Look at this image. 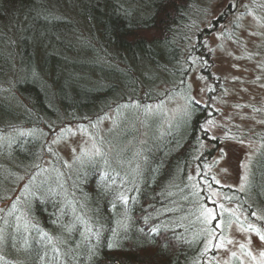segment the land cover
<instances>
[{
  "label": "trees",
  "instance_id": "trees-1",
  "mask_svg": "<svg viewBox=\"0 0 264 264\" xmlns=\"http://www.w3.org/2000/svg\"><path fill=\"white\" fill-rule=\"evenodd\" d=\"M211 1L0 0V203L17 194L12 206L20 208L8 217L0 264H204L207 252L214 254L205 241L210 231L186 214L200 201L188 172L210 154L205 143L218 144L206 137L207 108L194 99L182 127L151 150L140 149L136 126L129 129L120 117L112 128L122 163L93 159L100 163L71 174L72 165L47 143L56 128L95 122L112 103L189 99L192 70L213 65L203 36ZM259 49L264 57V43ZM48 156L52 165L45 170ZM126 165L137 181H129ZM48 172L61 179L59 192L45 181L39 183V190L47 188L43 196L27 195L31 181ZM111 183L118 184L115 191ZM125 183L127 209L111 215V198ZM247 186L242 203L264 214V149ZM78 211H87L94 224Z\"/></svg>",
  "mask_w": 264,
  "mask_h": 264
},
{
  "label": "rangeland",
  "instance_id": "rangeland-1",
  "mask_svg": "<svg viewBox=\"0 0 264 264\" xmlns=\"http://www.w3.org/2000/svg\"><path fill=\"white\" fill-rule=\"evenodd\" d=\"M261 5H264V0H212L209 3L203 36L207 37L205 50L210 52L208 57L213 65L209 71L202 66L192 70L188 78L189 99L178 96L173 101L156 103L143 99L145 104L138 106L134 101L112 103L95 122L72 121L65 128H56L47 139V143L59 154V159L72 165L70 173L79 174V170L93 167L95 163L123 162L122 158L119 160L120 149L117 147L119 133L112 128L119 119L128 121L130 127L136 126L141 150H151L153 142L163 144L164 134L174 133L182 127L186 114L191 113L186 109H189L192 99L206 107V137L217 139L218 144L205 143L210 154L202 156L200 169L192 165L188 172L191 187L204 194L193 221H200L198 226L211 233L205 241L207 245H213L211 251L214 254L207 252L204 264H264V240L248 227L254 225L264 233V214L250 212L247 208L249 213L246 207L230 196L233 191L238 194L245 191L253 163L264 149V57L259 49V45L264 43ZM202 56L205 57V54ZM159 89L165 90L166 87ZM128 151L132 156L137 150L132 144ZM52 159L50 156L46 158L45 170L50 169ZM131 163L136 167L137 158ZM124 169L132 178L130 182L138 180L135 172L129 171L128 165ZM49 174L35 177L27 195L43 196L47 188L39 190V183L45 181L51 182L49 190L52 193L59 192L63 187L60 186L61 179L56 174L57 178L53 174L50 179ZM25 184H28L26 180L23 187ZM116 187L117 183H111V191H115ZM64 191L63 195L67 196ZM213 192L216 194L212 199L217 203H211L207 198ZM68 199L69 195L66 201ZM219 204H223L224 208L221 209ZM9 205L10 202L0 205V214L5 210L8 214ZM205 206L222 213V217L217 216V220L222 221L221 227L215 232L211 229L215 228L217 220L205 223ZM12 210L11 215L16 218L17 208ZM77 217L87 218L91 225L94 224L87 211H78ZM7 228L5 220L1 233L5 235Z\"/></svg>",
  "mask_w": 264,
  "mask_h": 264
},
{
  "label": "bare ground",
  "instance_id": "bare-ground-1",
  "mask_svg": "<svg viewBox=\"0 0 264 264\" xmlns=\"http://www.w3.org/2000/svg\"><path fill=\"white\" fill-rule=\"evenodd\" d=\"M202 17V16H201ZM162 87H166V89L168 88L167 86H162ZM177 87L178 88H183L184 87V85H182V84H179V85H177ZM161 88V87H160ZM165 89V90H166ZM159 90H161V91H164L163 89H159ZM159 97V96H158ZM129 129H135V128H133V127H130ZM134 134H135V137H137L136 136V133L134 132ZM200 134H201V132L198 130L197 131V134L194 136L195 138H199L200 137ZM168 147H171V145H169ZM126 186H127V184L125 183V185H124V187H123V189H121V193L116 197V198H111L112 199V205L110 206V210L112 211V214L111 215H116L117 214V210H119L120 212L121 211H126V209H127V207H126V205H127V203H129V201H130V199H129V195H130V192L129 191H127L126 190ZM248 187V186H247ZM247 189V188H246ZM246 189H245V191H246ZM191 192H194V193H197V196H199L200 195V201L203 199V196H204V194H203V192H197V190H195L194 189V191L191 189L190 190ZM245 191H243L242 193H240V194H238V193H236V192H231L230 193V196L231 197H233L232 199L235 201V202H239L240 203V205L241 206H243V207H246V209L248 208L249 210H250V212L251 211H253V210H251V207L250 206H246L244 203H242V200L239 198V197H244V195H242ZM247 193V192H246ZM15 200H17L16 199V197H14V200H9V201H6V202H3V203H0V205H3V204H6V203H11V205H9L10 207H11V209L9 210V212H8V214H7V211L8 210H5L4 211V208H2V214H0V231H1V228H2V225H3V222L6 220L7 222H8V217L11 215V213H12V208H17V210L18 209H20L19 208V206H16V205H14V206H12V204L14 203V201ZM200 201H198V202H195V204L193 205V203L191 204V208H189L188 210H186L187 212H186V214L187 213H190L191 214V216L193 215H195L196 213H197V206L200 204ZM205 202H206V200H205ZM22 207H25L24 205H22ZM248 209H247V211H248ZM249 212V211H248ZM249 212V213H250ZM190 216V217H191ZM159 217H160V215H159ZM170 217H171V219H175L176 220V218H177V215L174 213V212H171L170 213ZM154 219V218H153ZM188 222H190V220H188V221H184V224L186 223H188ZM6 235V234H5ZM194 235V234H193ZM198 235V237H200L199 236V234H197ZM8 236L6 235V238H7ZM3 238H4V234H2V233H0V241L1 240H3ZM14 240H13V242H14V244L15 245H17L18 246V249L20 250V251H24L25 253H27L28 251H29V249L28 248H26L22 243H20L19 242V239H18V236H17V234H14V238H13ZM176 240H179V241H181V239L180 238H176ZM32 247L33 246H31V248L30 249H32Z\"/></svg>",
  "mask_w": 264,
  "mask_h": 264
},
{
  "label": "snow or ice",
  "instance_id": "snow-or-ice-1",
  "mask_svg": "<svg viewBox=\"0 0 264 264\" xmlns=\"http://www.w3.org/2000/svg\"><path fill=\"white\" fill-rule=\"evenodd\" d=\"M217 183H218V181H217ZM201 190H203V189H201ZM215 194H216V193L213 192V193H211V194L207 197L211 203H217L215 200L212 199V196H214ZM218 206H219L221 209L224 208V205H223V204H219ZM203 215H204V217H205V223H208V222H210L211 220H217V216H221V217H222V213H216L214 209H212V208H207L206 206H205V212L203 213ZM221 222H222L221 220H217V223H216V225H215V228L212 229V232H215L216 229H219V228L221 227ZM248 227H249L251 230L256 231L257 234L260 235V238H261L262 240H264V233H262V232L260 231L259 228H256L254 225H251V224H250ZM210 243H211V241H210ZM111 246H112V245H109V247H111Z\"/></svg>",
  "mask_w": 264,
  "mask_h": 264
}]
</instances>
